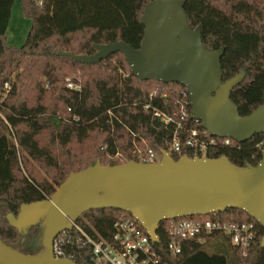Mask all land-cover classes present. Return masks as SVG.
I'll list each match as a JSON object with an SVG mask.
<instances>
[{
  "label": "trees",
  "instance_id": "1",
  "mask_svg": "<svg viewBox=\"0 0 264 264\" xmlns=\"http://www.w3.org/2000/svg\"><path fill=\"white\" fill-rule=\"evenodd\" d=\"M14 1L0 0V239L23 252L7 213L16 215L21 204L47 199L70 172L96 160L104 165L139 161L135 146H149L158 157L161 150L169 152L175 124H165L162 115L179 121L183 102L187 116L180 122L205 130L190 118L182 85L138 79L120 52L89 65L58 54L90 55L95 45L114 41L139 48L141 15L151 0H20L31 26L19 47L5 41ZM184 12L190 28L200 30L206 47L224 48L223 81L245 71L243 81L230 93L239 115L263 104L264 0H186ZM68 82L79 89L68 88ZM263 147L264 136L255 134L245 142L210 148L206 157L225 155L237 166L256 164ZM117 152L123 160L114 157ZM183 154L193 157L186 149L170 152L175 160ZM195 217L253 221L257 235L245 255L221 233L183 240L180 252L172 254L161 221L158 241L151 243L154 262L149 264H264V247L259 245L264 229L248 214L227 209ZM122 218L132 216L120 209H94L74 223L109 239L114 223ZM66 235L70 243L64 256L76 264H95L77 230Z\"/></svg>",
  "mask_w": 264,
  "mask_h": 264
},
{
  "label": "water",
  "instance_id": "2",
  "mask_svg": "<svg viewBox=\"0 0 264 264\" xmlns=\"http://www.w3.org/2000/svg\"><path fill=\"white\" fill-rule=\"evenodd\" d=\"M186 0H151L142 11L143 38L139 48L123 41L95 45L90 55L58 54L84 64H97L120 52L140 80L182 85L188 95L190 118L208 134L241 143L255 134L264 136V103L240 116L230 100L245 71L223 81L224 48L206 47L198 28L191 29L184 12ZM114 208L129 212L152 242L158 241L160 222L185 216L240 209L264 229V148L256 164L237 166L225 155L217 158L173 159L166 150L151 163L127 160L115 165L95 164L68 176L47 198L21 204L16 216L5 218L19 236L40 229V250L21 252L0 239V264H76L56 258L53 241L71 230L86 211ZM259 245L264 247V234Z\"/></svg>",
  "mask_w": 264,
  "mask_h": 264
},
{
  "label": "built area",
  "instance_id": "3",
  "mask_svg": "<svg viewBox=\"0 0 264 264\" xmlns=\"http://www.w3.org/2000/svg\"><path fill=\"white\" fill-rule=\"evenodd\" d=\"M66 85L68 88L79 89V86L73 82H68ZM4 87L8 89V84L5 83ZM185 105L186 102H183L180 120L187 116L183 109ZM155 114L160 115L157 112ZM180 120L174 121L171 117L162 115V121L165 124L169 122L175 124L169 142V153H180L182 149H186L193 154V157H206V152L210 148L230 146L236 142L229 137L212 136L206 130L203 132L195 127H186ZM261 145L260 143L257 147L260 148ZM135 152L139 161L145 163H151L160 158L149 146L143 148L135 146ZM114 157L121 158L123 156L117 152ZM164 221L169 235L168 249L172 254L180 252V243L183 240L203 239L208 234L221 233L229 237L231 243L239 247L242 254L245 255L257 235V227L253 221H226L219 218H198L195 215ZM73 228L81 235L82 244L89 246L95 264H149L154 262L152 260L154 256L152 241L140 223L133 217L117 220L114 223V233L109 239L101 237L93 228H91V234L75 223ZM68 231L70 230H64L54 238L53 254L56 258L65 257V246L70 243V237L66 235Z\"/></svg>",
  "mask_w": 264,
  "mask_h": 264
},
{
  "label": "rangeland",
  "instance_id": "4",
  "mask_svg": "<svg viewBox=\"0 0 264 264\" xmlns=\"http://www.w3.org/2000/svg\"><path fill=\"white\" fill-rule=\"evenodd\" d=\"M30 26H31L30 19L26 18L22 14L20 7V0H15L11 6L10 18L5 33L6 44L15 47L21 46L25 41ZM118 159L123 160V157ZM39 171L40 174L44 176V172L42 170Z\"/></svg>",
  "mask_w": 264,
  "mask_h": 264
},
{
  "label": "flooded vegetation",
  "instance_id": "5",
  "mask_svg": "<svg viewBox=\"0 0 264 264\" xmlns=\"http://www.w3.org/2000/svg\"><path fill=\"white\" fill-rule=\"evenodd\" d=\"M40 233L41 232L39 227L34 226L31 227L25 235L23 236L18 235V241L16 244L18 249L22 250L24 253L38 252L40 250V246H39Z\"/></svg>",
  "mask_w": 264,
  "mask_h": 264
}]
</instances>
